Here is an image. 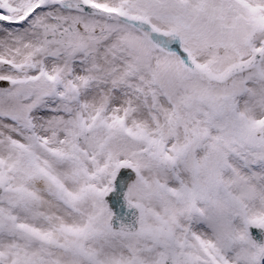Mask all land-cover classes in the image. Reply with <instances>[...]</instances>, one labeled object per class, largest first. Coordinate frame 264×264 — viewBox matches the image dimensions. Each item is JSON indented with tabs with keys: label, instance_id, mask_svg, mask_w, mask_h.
Returning <instances> with one entry per match:
<instances>
[{
	"label": "snow or ice",
	"instance_id": "6c2138e0",
	"mask_svg": "<svg viewBox=\"0 0 264 264\" xmlns=\"http://www.w3.org/2000/svg\"><path fill=\"white\" fill-rule=\"evenodd\" d=\"M0 264H264V0H0Z\"/></svg>",
	"mask_w": 264,
	"mask_h": 264
}]
</instances>
